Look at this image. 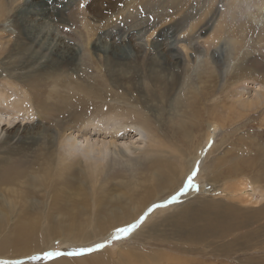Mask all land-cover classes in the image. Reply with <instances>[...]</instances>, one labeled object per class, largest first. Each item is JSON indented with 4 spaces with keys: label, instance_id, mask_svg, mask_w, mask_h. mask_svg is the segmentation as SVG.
I'll use <instances>...</instances> for the list:
<instances>
[{
    "label": "rangeland",
    "instance_id": "374dc122",
    "mask_svg": "<svg viewBox=\"0 0 264 264\" xmlns=\"http://www.w3.org/2000/svg\"><path fill=\"white\" fill-rule=\"evenodd\" d=\"M1 2L0 92L7 96V106L16 107L10 110L21 108V113L16 121L7 119L9 123L0 125V151L16 146L32 149L26 155L19 153L20 159L14 157L10 179L0 175V214L10 210L7 204L13 199L27 194L34 200L17 215L24 218L14 222L20 233L6 231L5 240L14 243L9 250L16 256L12 261L264 264V0H181L178 9L170 0ZM47 2L52 18L36 21ZM193 96L198 99L195 105ZM138 124L149 125L162 148H178L198 159L187 178L182 180L184 172L180 173L179 189L165 196L169 208L150 206L151 200L136 190L131 213L141 207L154 209L142 213L146 218L131 233L117 230L136 221L112 232L99 230L98 225L97 236L83 211L94 210L97 196H118L125 180H150L155 171L139 160L125 158L120 165L109 157L99 161L94 155L88 160L78 147L80 153L69 156L67 167L60 164L40 173L44 179L39 188L24 186L26 172L42 170L32 162L40 145L45 144L50 154H63L68 151L61 147L66 135L73 131L83 141L93 125L116 135L118 141L137 142L142 140ZM144 141L146 145L134 146L140 160L148 148V140ZM137 146H143L141 152ZM57 161L56 157L52 165ZM169 163L179 171L190 166L175 157L161 166ZM208 169L214 170L210 180ZM193 173V188L187 192ZM8 186L16 189L13 194ZM84 188L90 193L85 194ZM210 213L219 214L227 227L236 225L234 236L197 242L181 238L182 232L201 229ZM40 216L41 224H30ZM83 222L87 228L71 231V225ZM98 244L104 247L96 248ZM81 249L92 251L70 254ZM47 252L61 254L46 258ZM141 254L148 255L143 262L134 258ZM5 261L9 260L0 264Z\"/></svg>",
    "mask_w": 264,
    "mask_h": 264
},
{
    "label": "bare ground",
    "instance_id": "6f19581e",
    "mask_svg": "<svg viewBox=\"0 0 264 264\" xmlns=\"http://www.w3.org/2000/svg\"><path fill=\"white\" fill-rule=\"evenodd\" d=\"M180 1L181 0H170L172 5L177 7V9H178V6H177L178 4L177 3H179ZM50 2H51V0H50ZM49 5H51V3L47 2L45 7L43 8V12L39 13L38 16L36 17V21H38V22L42 21V20L47 21L46 19H49L50 16H52L50 14H47V12L49 11V9H48ZM0 6L1 7L3 6V2L0 3ZM51 8L53 9V7H51ZM42 40L43 39H41V41ZM203 93H205V92H203ZM194 96H196V95H194ZM194 96L192 97L193 100L192 99H188V100H192V102H193L192 104L193 105H195V103L198 101V99L194 98ZM204 96H206V95H204ZM160 98L163 99L162 97H160ZM203 98L205 99V97H203ZM258 99H260V98H258ZM262 99H263V97H262ZM238 100H239V97H238ZM255 100L257 101V99H255ZM8 102L9 101H8L7 96L5 95V93L4 92L3 93L0 92V125H2V124L6 125V123H9L8 121H6L7 119H11V120L15 119V121L17 119H19L17 114L21 113V111L19 110L21 108H19V109L17 108L16 112H12L10 109L11 108L15 109L16 107H12V105L7 106ZM23 108H25V107H23ZM212 109H211V111L214 110V109L213 110ZM227 110H229V108ZM211 111H210V113H211ZM214 111H213V114H215ZM235 112H236V110H235ZM3 113L6 114V116H5L6 118L3 116L4 115ZM24 115H27V114L24 113ZM216 118H214V119H216ZM22 119L23 118L21 117V120ZM215 122H216V120H215ZM93 126H94V128L88 129V131L85 134V136L82 135L84 137L83 141H80L79 139H77L76 135H75V133L73 131L70 132L68 135H66L65 143H63V145L61 147L63 149H66V147H67L68 151H66V152H68L69 154H67L66 152L63 153V154H59V153H55L54 151L50 154V153L47 152L48 148L45 147V144H43V146L39 144L40 146L38 145L39 146L38 149H36V151L32 153L34 155L32 162H33V166L38 165V169H42V170L40 172H38V171L26 172L25 171L28 174L26 176L24 175V172L22 171L23 175H24L23 178H26L25 182L28 183L27 186L26 185H24V186L25 187H30L32 185L33 187H36V188L38 187L39 188V185H41V181L44 179V177L40 176V173H42V172L45 173L47 171H51L53 168H57L58 169L60 164H63V165H65V167H67L68 166L67 164H69V162H70L69 156H74L76 153L78 154L79 151L77 152V149H78V147H80V149L83 151V154H84L85 158L88 159V160H94L95 157H99L100 158V159H98L99 161H105V160L107 161V159L109 157V159L111 161H113L112 163H114V165H120V164H123L122 163L123 160L125 158H127V159H130L131 161H138L139 160L141 164H145L148 167L150 166L151 169H153L155 171L154 173L152 172L150 180L149 179H147L145 181H139L137 179L135 181L133 179L132 180H125L123 182V184H121L122 187L120 188V192H119L118 196H114L112 198H109V197H106V196H103V197L102 196H97L94 199V200L97 201V204L94 203L95 204L94 210H90V209H89L90 211H86V210L83 211L82 210L83 212H85L84 214L87 217H89L91 222H88V223L89 224L91 223V224L90 225L88 224V225H89V228L94 229V231H95L94 234L97 233V236H98V230H97V227H96L98 225H100L99 230H103V231L110 230L112 232L116 228L124 227L126 225L131 224L134 221H138L140 219L142 213H144V211L148 212V210H149V209L147 210L148 207L147 208H142L141 207L134 214L131 213V207L132 208L134 207L133 203L135 202V199H134L135 196L134 195H135V193L138 190H141L140 192L142 194H144L146 199L151 200L150 206L153 205V204L158 203L157 204L158 207L164 206V207L169 208L170 206L168 207V205H167L168 199L166 200L165 196L168 195V193H170V192L174 193L176 190L179 189L177 187H180V182L181 181L180 180L178 181V179L181 178L180 173L184 172L182 180L184 178H187V176L190 173V171H189L190 167L192 165H195V163L197 162L198 158H194V157L192 158L190 154L188 156L185 153H181L178 148H174V147L173 148L169 147L168 149L162 148V146H161L162 142H161L160 138L151 130V127L149 125L138 124V126L136 128L137 129V134L139 136H141L142 140H140V138H139V140L137 142H132V143H128V142H124V141H118V138H117L116 135L115 136H111L106 130H102L100 128H97L96 125H93ZM3 132H4V130H3ZM100 133H103V134H100ZM94 134L103 135V138L100 139L99 138L100 135H97V138H94ZM210 136H211V134H208L207 140L210 138ZM134 138L135 137H132V139H134ZM144 140H148V148L144 151V153H141V155L143 154V156H142L143 158H142V160H140L141 156L138 157V156L134 155V153H136V150L134 149V146L138 142H141V143L146 145ZM5 145H9V144L6 143ZM35 148H37V147H35ZM142 148H143V146H137V149H139L140 152H141ZM31 150L32 149L29 148V147L27 149L26 147L22 148V147L16 146V147H13V148H10V149L5 148L3 151H0V175H3L6 179H10V177L13 174L14 167H15V165H14V162H15L14 157L16 156L15 158H19L20 159V157H17L19 153L22 154V155H26V153L30 152ZM94 155H95V157H94ZM111 156H113V158ZM131 156H135L137 158L136 159L135 158H131ZM56 157L58 158V161L56 162V164L52 165V160L56 159ZM174 157H175V160H178L179 158H181L182 160L185 161V164H187V163L190 164V166L188 165L189 167L187 166L189 169L187 168V170H185L182 167L180 169V171H179L177 167H173V165L170 164V163L169 164H165L164 167L161 166V164L164 161H166V162L168 160L171 161V160H173ZM40 162H42V164H40ZM215 166H216V164H215ZM28 167H29V165H28ZM165 169L168 170V175L166 174ZM205 169H207V168L205 167ZM23 170H25V169H23ZM161 172H163V173H161ZM206 174L208 175V179L210 180L211 176L214 174V170L213 169H208ZM22 180H24V179H22ZM18 181H19V179H18ZM88 182L91 183L90 181H88ZM206 182H207V180H206ZM8 183L9 182H7V184ZM13 183L14 182L11 181L10 184H13ZM19 183H21V182H19ZM152 183H153V185H152ZM23 184H25V183H23ZM139 184H142V186H140ZM143 184L145 186H143ZM82 185L84 187H87V181H85V180L82 181ZM13 188H14V186L9 187L7 189L11 190V192H12V191L16 190V189H13ZM19 188H21V187H19ZM191 188H193V186H191ZM29 189H26V190H29ZM189 189H190V186H188L187 192L189 191ZM21 191H22V189H21ZM84 191H85V194H89L90 193V191H88V188H84ZM25 192H27V191H25ZM25 192H23V193H25ZM30 192L32 193L33 190H31ZM102 192H104L103 187L101 188V193ZM154 192H156V194H154ZM18 193H19V191H18ZM12 194H13V192H12ZM131 195H132V197L129 198V196H131ZM24 196H25L24 198L22 196V197H20L18 199L11 200L10 201L11 204H7L6 203L8 206H10V210L6 214H4V213L0 214V251L4 250V252L3 251L0 252V260L5 259V260L12 261L11 259L16 257V256H12L13 254H15L14 251H13V253L9 252L10 248L13 247L14 243L12 241H6L5 237L7 236L6 234H8L6 232L7 230H12V233H10V234H13V235H14L13 230H14L15 234H19L20 233L21 227L18 228L17 225L14 222L16 220L23 219L25 215L23 217H21V218H17V215L19 214V212H23L24 211L22 207L25 205L26 202L29 205L30 201H34V200L30 199V197L27 196V194L24 195ZM164 197H165V199H163ZM87 199L88 198L86 197V201H87ZM35 201L38 202L37 200H35ZM89 201L88 202L91 204V200L90 199H89ZM35 204L38 206L39 202L38 203H34V206L36 207ZM28 208H29V206H28ZM152 209H154V208H152ZM152 209H151V211H152ZM103 210L105 212V215L101 216V213H102ZM78 212L79 211H77L75 213H78ZM213 214L214 213H210L207 216V218H206V220H205V222H204V224H203L201 229L199 228V229H196V230H192V231L188 232L187 234H185L186 231L182 232L181 235H180L181 238H183V239H185L187 241L197 242V241L203 240V239L204 240H206V239L222 240V239H225L227 237L234 236L232 234V232L237 230V226L232 224L231 226L227 227L225 225V221L220 219V215L219 214L218 215L217 214L213 215ZM67 215H69V214H67ZM80 215L81 214H79V216ZM225 216L228 217L227 215H225ZM72 217H73V214H72L71 218ZM83 217H85V216H83ZM87 217H85V218H87ZM42 218H43V216L42 217L40 216L38 218L37 217L32 218L31 220L33 221V223H30V224H32V225L38 224V223L42 222V220H43ZM66 218L70 219L68 216ZM66 218H64V219H66ZM151 218H152V216H151ZM44 219H46L45 216H44ZM51 220H52V218H51ZM66 221H67V219H66ZM70 221H71V219L69 220V222ZM83 221H84V219H83ZM58 222H60V221H58ZM10 224L13 225V228L10 226ZM61 225L64 226V224H61ZM67 226H66V228H67ZM69 226H70V223H69ZM36 227H37V225H36ZM48 227H49V225H48ZM87 227L88 226H86V222L85 223L84 222L83 223H78L77 225L74 224V226L71 225V229H72L71 231L73 232V230H75V232H77L76 230H78V231L80 230L81 231V229H84V228H87ZM52 229H54V228H52ZM61 229L62 228L60 227V230ZM142 229H144V227H142ZM142 229L139 230V232H142ZM185 229L188 230L189 228H185ZM44 231L45 230H43V233H44ZM82 231L85 232V230H82ZM57 233H59V232H57ZM64 233H66V232H64ZM54 234H55V232H54ZM76 234L79 235V233H76ZM88 234H90V233L88 232ZM111 235H112V233H111ZM51 236H52V232H51ZM84 236H86V235H83V237ZM69 237H71V236H69ZM99 237H97V238H99ZM89 238L91 240L93 237L92 238L89 237ZM97 238H95V239H97ZM74 239L75 238H73L72 240H74ZM68 240H71V239H68ZM87 240H88V237H87ZM87 240H85L84 242L87 243L86 242ZM82 244H84V243H82ZM6 247L8 249H4ZM227 248L228 247L226 246L225 249H227ZM16 251H17V249H16ZM24 252H27V249L24 250ZM17 253H20V252H17ZM21 254H23V253H21ZM147 256L144 255V254H141L138 257H134V258L137 261L143 262L146 259Z\"/></svg>",
    "mask_w": 264,
    "mask_h": 264
},
{
    "label": "snow or ice",
    "instance_id": "6c2138e0",
    "mask_svg": "<svg viewBox=\"0 0 264 264\" xmlns=\"http://www.w3.org/2000/svg\"><path fill=\"white\" fill-rule=\"evenodd\" d=\"M194 175H195V173H193L192 175H190L188 177V185L187 186H192L191 181H192V178H193ZM173 199H175V197ZM153 207H156V205H154ZM149 211H151V209H149ZM146 215H147V213L144 216H141L140 219L138 221H136L135 223H133V224L127 226V227L118 229L117 230L118 233H123L125 235L131 233L141 223H143L144 219L146 218ZM102 247H104L103 244L96 245V248H102ZM86 251H92V249H81V250H78L75 253H70V254H72V255H79L81 252H86ZM60 254L61 253H59V252H47V253H45V257L46 258H51L52 256H59ZM33 259H39V257H33ZM4 264H17V262L16 261H5Z\"/></svg>",
    "mask_w": 264,
    "mask_h": 264
}]
</instances>
